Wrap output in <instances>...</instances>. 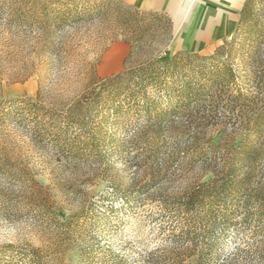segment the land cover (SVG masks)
<instances>
[{
	"label": "trees",
	"instance_id": "16d2710c",
	"mask_svg": "<svg viewBox=\"0 0 264 264\" xmlns=\"http://www.w3.org/2000/svg\"><path fill=\"white\" fill-rule=\"evenodd\" d=\"M59 1L46 0L42 8L51 34L57 24L64 29L96 20L116 31L112 40L121 38L130 50L117 74L99 78L92 67L90 81L58 119L52 117L53 109L34 106L33 132L42 123L54 131L82 128L85 113L95 104L128 101V109L142 121L128 140L136 148L129 163L145 165L150 179L114 194L123 207H140L148 198L158 201L169 238L139 253L138 261L264 264V241H218L239 231L243 223L264 227V24L255 20L258 0H246L232 40L209 56H168L165 48L173 38L174 23L164 12L140 10L123 0H97L79 9L69 0L61 6ZM241 35H247L244 42ZM38 94L36 105L43 104L40 90ZM122 109L115 107L116 112ZM216 129L218 137L213 136ZM174 161L179 169L200 168L201 174L178 193H169L162 186L174 174ZM61 244L68 249L71 243ZM61 244L55 246L57 252ZM50 250L4 243L0 264H55ZM81 254L91 262L85 248ZM107 257H100V264L124 259L120 254Z\"/></svg>",
	"mask_w": 264,
	"mask_h": 264
},
{
	"label": "rangeland",
	"instance_id": "374dc122",
	"mask_svg": "<svg viewBox=\"0 0 264 264\" xmlns=\"http://www.w3.org/2000/svg\"><path fill=\"white\" fill-rule=\"evenodd\" d=\"M45 1L0 0V245L49 248L55 264H100L103 255L116 259V254L124 257L116 259L118 264H142L139 253L169 241L168 226L160 222L158 201L148 198L140 207H123L114 194L150 179L145 165L129 163L136 148L128 140L142 121L128 109V101L95 104L85 113L84 127L68 131L42 123L33 132L31 113L34 106L47 107L58 119L90 81L92 67L99 78L119 73L130 47L121 38L112 40L116 31L96 20L64 29L57 24L51 34L42 13ZM68 2L79 9L97 0ZM254 15L264 24V0L254 5ZM236 27L187 46L174 26L165 51L168 56L212 55L232 40ZM39 90L43 104L36 105ZM116 106L122 111L116 112ZM213 131L218 137V130ZM175 163L174 174L162 186L169 193H178L201 174L200 168L179 169ZM246 225L218 241H264L262 224ZM62 242L71 244L67 249ZM59 243L61 252L55 250ZM107 247L111 251L105 253ZM83 248L91 262L82 256Z\"/></svg>",
	"mask_w": 264,
	"mask_h": 264
},
{
	"label": "crops",
	"instance_id": "0c3cea01",
	"mask_svg": "<svg viewBox=\"0 0 264 264\" xmlns=\"http://www.w3.org/2000/svg\"><path fill=\"white\" fill-rule=\"evenodd\" d=\"M123 1L140 10L159 11L169 15L187 46L208 42L232 30L238 23L240 12L246 2V0Z\"/></svg>",
	"mask_w": 264,
	"mask_h": 264
}]
</instances>
